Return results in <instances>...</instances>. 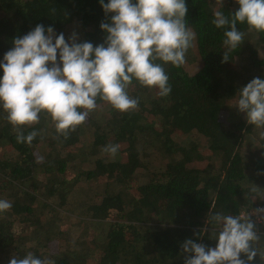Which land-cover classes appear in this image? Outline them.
Instances as JSON below:
<instances>
[{
    "label": "trees",
    "instance_id": "1",
    "mask_svg": "<svg viewBox=\"0 0 264 264\" xmlns=\"http://www.w3.org/2000/svg\"><path fill=\"white\" fill-rule=\"evenodd\" d=\"M215 2L185 0L186 27L194 33L186 63L157 61L169 76L167 96L133 78L126 91L139 101L135 110L119 112L97 97L96 108L67 136L43 112L39 123L14 128L0 106V200L12 204L0 213V264L28 252L55 264H185L192 255L182 250L185 240L216 246L211 215L240 216L264 205V127L249 124L235 107L240 89L264 79L258 57L264 32L238 23L243 43L223 62ZM238 9L236 0H223L225 15ZM112 15L100 0H0V63L14 38L38 24L66 41L75 33L77 43L104 44L100 24ZM19 131L38 134L18 143ZM179 136L188 137L185 144ZM245 138L254 148L242 153ZM107 145H119L114 157ZM259 238L249 264H264Z\"/></svg>",
    "mask_w": 264,
    "mask_h": 264
},
{
    "label": "clouds",
    "instance_id": "2",
    "mask_svg": "<svg viewBox=\"0 0 264 264\" xmlns=\"http://www.w3.org/2000/svg\"><path fill=\"white\" fill-rule=\"evenodd\" d=\"M236 2L239 9L235 13H223V0L214 12V26L224 30L223 62L229 61L243 43L244 33L238 30V23L264 32V0ZM100 6L105 14H114L110 22L100 24L106 33L104 44L94 47L91 42L77 43L75 33L66 41L63 33L55 35L51 26L45 29L42 24L14 38V46L0 63V106L14 128L39 123L43 112L57 132L67 136L96 108L97 97L119 112L135 110L139 101L126 91L133 78L145 87L159 89L161 96L171 92L169 76L157 61L175 67L186 63L194 33L186 27L185 0H107L106 4L100 0ZM235 107L246 113L249 124L264 127V79L254 78L240 89ZM37 134L19 131L16 139L30 144ZM118 149L119 145H107L104 151L114 157ZM11 207V202L0 200V213ZM255 214H264V208L256 209ZM210 222L219 230L216 246L206 248L185 240L182 250L192 254L185 257V264H249L258 255L253 242L260 238L248 214L241 218L215 213ZM8 264L55 261L28 252L23 258L13 256Z\"/></svg>",
    "mask_w": 264,
    "mask_h": 264
},
{
    "label": "rangeland",
    "instance_id": "3",
    "mask_svg": "<svg viewBox=\"0 0 264 264\" xmlns=\"http://www.w3.org/2000/svg\"><path fill=\"white\" fill-rule=\"evenodd\" d=\"M216 2H215V10L217 11L218 9H219V0H215ZM193 54H194V52H193V48L191 49V51H189V55L188 56H193ZM258 57L260 58V59H264V48L263 49H260L259 50V52H258ZM104 111V110H103ZM109 113V112H108ZM109 115H111V113L109 114ZM88 133V132H87ZM180 137V139L182 140V142L185 144V142L188 140V137H185V138H182L181 136H179ZM175 140L176 141H178V142H180L181 140H178V138L176 137L175 138ZM246 140V141H245ZM245 142L243 141V144H242V150H241V152L242 153H246L248 150H252L253 148H254V142L252 141V139L251 138H245ZM80 141H82L83 143H87L88 141H89V138H88V136L86 135V134H82L81 135V137H80ZM203 143V142H202ZM201 145H203V144H201ZM92 163H88V165L87 166H85L84 167V169H90L91 167H92ZM140 181H142V178L140 177L139 179H137L136 181H135V183H140ZM102 186H100V187H95V190H102ZM64 220L65 221H67V219L64 217ZM61 221V222H60ZM60 221H57V226H59L58 228H61V229H63V228H65L66 227V225H65V223L66 222H64V221H62V220H60ZM59 224V225H58ZM260 258H264V252L263 253H261V255H260Z\"/></svg>",
    "mask_w": 264,
    "mask_h": 264
},
{
    "label": "built area",
    "instance_id": "4",
    "mask_svg": "<svg viewBox=\"0 0 264 264\" xmlns=\"http://www.w3.org/2000/svg\"><path fill=\"white\" fill-rule=\"evenodd\" d=\"M259 208H264V205H258L254 209L249 210L248 212H241L240 217L243 218L245 214H248L250 218L255 222L256 232L259 237H264V214L257 215L255 210Z\"/></svg>",
    "mask_w": 264,
    "mask_h": 264
}]
</instances>
